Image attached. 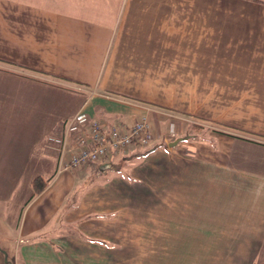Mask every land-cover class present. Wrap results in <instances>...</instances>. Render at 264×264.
Listing matches in <instances>:
<instances>
[{"label":"crops","instance_id":"0c3cea01","mask_svg":"<svg viewBox=\"0 0 264 264\" xmlns=\"http://www.w3.org/2000/svg\"><path fill=\"white\" fill-rule=\"evenodd\" d=\"M81 110L147 115L155 140L61 168ZM0 247L10 264H264V0H0Z\"/></svg>","mask_w":264,"mask_h":264},{"label":"built area","instance_id":"2783aa9c","mask_svg":"<svg viewBox=\"0 0 264 264\" xmlns=\"http://www.w3.org/2000/svg\"><path fill=\"white\" fill-rule=\"evenodd\" d=\"M85 124H90L88 130ZM77 133L78 149L62 164L61 168L77 169L95 162L113 151L125 149L132 144L148 145L154 138L153 125L149 117L142 116L132 125H105L100 119H92L84 111H79L66 125L65 135ZM49 141L60 153L64 147V135H50Z\"/></svg>","mask_w":264,"mask_h":264},{"label":"rangeland","instance_id":"374dc122","mask_svg":"<svg viewBox=\"0 0 264 264\" xmlns=\"http://www.w3.org/2000/svg\"><path fill=\"white\" fill-rule=\"evenodd\" d=\"M204 124V123H203ZM203 126V128H198V127H192V128H190V131H194V132H202V130L203 129H205L206 131H207V129H208V125H207V123H205V125H202ZM200 130V131H199ZM154 133H155V131H154ZM55 134H57L56 132H53L51 135H55ZM174 136H176V134H172V137H174ZM172 137H171V139L169 138L168 140H172ZM154 140H155V138H153ZM154 140H152V141H154ZM173 140H176V139H173ZM172 140V141H173ZM151 141V142H152ZM150 142V143H151ZM150 143L148 144V145H150ZM46 144H47V147L49 148V149H51V150H53V151H55L56 149L52 146L53 144L49 141V138H47V141H46ZM52 144V145H51ZM148 145H141V147L142 148H145L146 146H148ZM56 152V151H55ZM171 189H170V192L172 193L173 192V190H174V188L175 187H170ZM9 236V235H8ZM7 236V237H8ZM11 237V236H10ZM6 242V241H5ZM2 250H1V247H0V264H10L9 262H6L7 261V256H6V253H4L5 254V256L3 257V254H2V252H1ZM251 253L252 252H248V257H249V264H250V262H251V260H250V255H251ZM254 254V253H253ZM12 257V256H11ZM10 259V258H9Z\"/></svg>","mask_w":264,"mask_h":264},{"label":"trees","instance_id":"16d2710c","mask_svg":"<svg viewBox=\"0 0 264 264\" xmlns=\"http://www.w3.org/2000/svg\"><path fill=\"white\" fill-rule=\"evenodd\" d=\"M193 126L199 128L202 126V124H193ZM31 185L33 188V194L39 193L47 185V179L42 176H36L35 178L32 179Z\"/></svg>","mask_w":264,"mask_h":264},{"label":"water","instance_id":"95a60500","mask_svg":"<svg viewBox=\"0 0 264 264\" xmlns=\"http://www.w3.org/2000/svg\"><path fill=\"white\" fill-rule=\"evenodd\" d=\"M178 141H179V139L173 140V141L171 142V144L174 145V144H176Z\"/></svg>","mask_w":264,"mask_h":264}]
</instances>
